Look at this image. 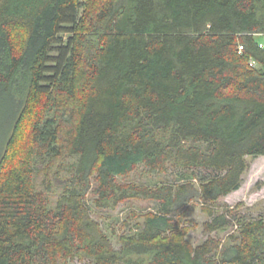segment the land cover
<instances>
[{
    "label": "trees",
    "instance_id": "obj_1",
    "mask_svg": "<svg viewBox=\"0 0 264 264\" xmlns=\"http://www.w3.org/2000/svg\"><path fill=\"white\" fill-rule=\"evenodd\" d=\"M259 157L264 0H0V264H264V214L218 210ZM91 193L157 208L117 250Z\"/></svg>",
    "mask_w": 264,
    "mask_h": 264
},
{
    "label": "rangeland",
    "instance_id": "obj_2",
    "mask_svg": "<svg viewBox=\"0 0 264 264\" xmlns=\"http://www.w3.org/2000/svg\"><path fill=\"white\" fill-rule=\"evenodd\" d=\"M23 134L20 137V145H23ZM249 171L244 178L242 187L237 192L220 200L218 210L220 212L238 211L241 215L258 218L264 214V157L248 158ZM120 182H134L138 184L155 186L162 183L165 178L150 175L143 169H139L128 178H119ZM95 196L91 193L87 197L92 217L98 221L105 233L112 239L113 245L119 250V238L122 235L135 233L139 223H142L144 216L154 212L156 203L150 201H128L118 205L114 209H98L94 205ZM182 216V215H181ZM189 223L191 229L188 239L195 245L202 244L207 236L203 232V224L208 217L201 212L200 207L191 216H186L184 221ZM233 221L231 229L219 235L225 242L228 235L237 230V223ZM217 237V235H214ZM69 264H92L91 261H73Z\"/></svg>",
    "mask_w": 264,
    "mask_h": 264
},
{
    "label": "built area",
    "instance_id": "obj_3",
    "mask_svg": "<svg viewBox=\"0 0 264 264\" xmlns=\"http://www.w3.org/2000/svg\"><path fill=\"white\" fill-rule=\"evenodd\" d=\"M262 47V46H261ZM240 50H242V47H240Z\"/></svg>",
    "mask_w": 264,
    "mask_h": 264
}]
</instances>
